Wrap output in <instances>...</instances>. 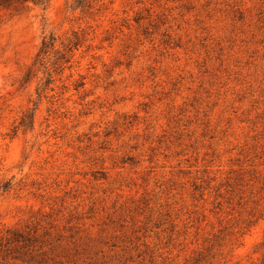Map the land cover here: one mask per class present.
<instances>
[{
  "label": "rangeland",
  "instance_id": "rangeland-1",
  "mask_svg": "<svg viewBox=\"0 0 264 264\" xmlns=\"http://www.w3.org/2000/svg\"><path fill=\"white\" fill-rule=\"evenodd\" d=\"M0 264H264V0L1 11Z\"/></svg>",
  "mask_w": 264,
  "mask_h": 264
},
{
  "label": "trees",
  "instance_id": "trees-1",
  "mask_svg": "<svg viewBox=\"0 0 264 264\" xmlns=\"http://www.w3.org/2000/svg\"><path fill=\"white\" fill-rule=\"evenodd\" d=\"M48 1L49 0H0V12L1 11H17L20 8V6H24L29 3L44 5ZM46 46H47V43L44 42L43 49H45Z\"/></svg>",
  "mask_w": 264,
  "mask_h": 264
}]
</instances>
